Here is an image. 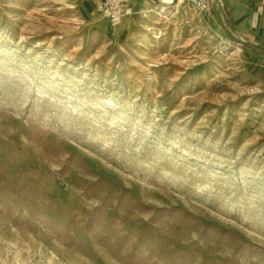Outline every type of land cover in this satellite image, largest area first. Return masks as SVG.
Wrapping results in <instances>:
<instances>
[{
	"label": "rangeland",
	"instance_id": "1",
	"mask_svg": "<svg viewBox=\"0 0 264 264\" xmlns=\"http://www.w3.org/2000/svg\"><path fill=\"white\" fill-rule=\"evenodd\" d=\"M99 1L0 0V264H264V55Z\"/></svg>",
	"mask_w": 264,
	"mask_h": 264
},
{
	"label": "crops",
	"instance_id": "2",
	"mask_svg": "<svg viewBox=\"0 0 264 264\" xmlns=\"http://www.w3.org/2000/svg\"><path fill=\"white\" fill-rule=\"evenodd\" d=\"M211 5L233 40L243 48H251L264 55V0H211Z\"/></svg>",
	"mask_w": 264,
	"mask_h": 264
},
{
	"label": "built area",
	"instance_id": "3",
	"mask_svg": "<svg viewBox=\"0 0 264 264\" xmlns=\"http://www.w3.org/2000/svg\"><path fill=\"white\" fill-rule=\"evenodd\" d=\"M195 10L211 9V0H186ZM96 12L111 26H116L124 17L133 15V0H100Z\"/></svg>",
	"mask_w": 264,
	"mask_h": 264
}]
</instances>
